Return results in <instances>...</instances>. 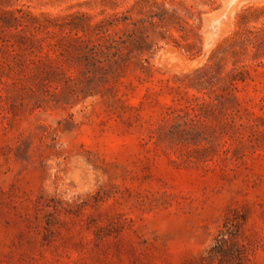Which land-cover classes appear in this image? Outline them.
Instances as JSON below:
<instances>
[{"label": "rangeland", "instance_id": "374dc122", "mask_svg": "<svg viewBox=\"0 0 264 264\" xmlns=\"http://www.w3.org/2000/svg\"><path fill=\"white\" fill-rule=\"evenodd\" d=\"M263 23L264 0H0V264H264ZM236 213L241 258L210 257Z\"/></svg>", "mask_w": 264, "mask_h": 264}, {"label": "trees", "instance_id": "16d2710c", "mask_svg": "<svg viewBox=\"0 0 264 264\" xmlns=\"http://www.w3.org/2000/svg\"><path fill=\"white\" fill-rule=\"evenodd\" d=\"M246 43L252 44L258 50L264 49V23L262 26L247 28L245 31ZM244 71H241L243 73ZM236 77V75L234 76ZM238 79V78H236ZM242 223V217L238 213L231 220H226L224 229L216 237V243L210 249V257H219L221 260H230L232 258H241L242 249L240 246H229V240L236 237Z\"/></svg>", "mask_w": 264, "mask_h": 264}]
</instances>
